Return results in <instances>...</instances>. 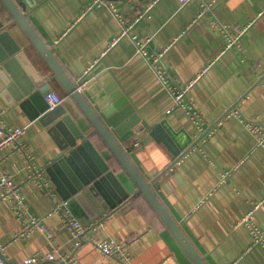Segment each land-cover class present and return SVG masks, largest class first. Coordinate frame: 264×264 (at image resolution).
<instances>
[{
  "label": "crops",
  "instance_id": "1",
  "mask_svg": "<svg viewBox=\"0 0 264 264\" xmlns=\"http://www.w3.org/2000/svg\"><path fill=\"white\" fill-rule=\"evenodd\" d=\"M109 1L116 11L107 0L100 5L94 0H31L34 6L27 16L72 77L97 63L103 66L93 77L98 79L94 94L101 103L117 104L126 98L134 106L141 118L138 125L144 127L142 146L132 148L133 135L121 140L123 146L141 174L154 180L153 190L207 263L264 264V247L253 243L249 229L241 223L258 204L254 218L264 230V147L257 145L258 137L246 124L252 119L264 125V0H190L185 4L181 0ZM204 4L211 8L203 11ZM9 17L0 1V19L8 21ZM125 26L127 33H123ZM223 26H228L234 37L245 28L239 46H227ZM12 32L23 41L26 56L14 66L22 85L28 80L24 82L21 69L30 77L34 70L52 74L21 28L16 25ZM134 36L151 38L148 48L152 52L167 48L163 61L173 80L181 84L195 80L188 98L202 113L204 132L176 106L148 59L137 52ZM48 85L62 96L79 130L94 142L129 194L120 193L124 199L118 203V196L110 190L115 185H104L117 204L104 213L99 212L106 207L98 205L102 196L97 199L88 192L71 195L77 199L68 209L92 227L76 246L61 212L49 214L59 201L66 200L63 194L70 192L69 183L83 181L86 170L101 160L87 147L49 171L58 158L70 154L67 136L54 123L41 120L42 114L31 117L35 109L21 106L17 100L20 85L10 87L0 71V122L26 126L22 139L29 144L34 163L44 168L53 192L29 178V161L21 151L11 145L0 150L2 167L22 185L32 215L44 216L53 234L48 237L36 228L24 238L17 237L22 222L11 203L2 199L0 189V251L5 260L24 264L29 256L54 251L57 260L74 256L77 264H123L95 244L113 239L126 243L132 264H195L147 196L137 193L130 174L59 78ZM88 97L100 110L94 96ZM232 109L239 113L226 117ZM210 127L168 168L191 139ZM226 172L230 174L225 176Z\"/></svg>",
  "mask_w": 264,
  "mask_h": 264
},
{
  "label": "water",
  "instance_id": "2",
  "mask_svg": "<svg viewBox=\"0 0 264 264\" xmlns=\"http://www.w3.org/2000/svg\"><path fill=\"white\" fill-rule=\"evenodd\" d=\"M0 1L5 5L10 15L8 21L0 19V71L4 74L5 82L12 88H17L18 83L20 85V91L17 90L19 91L17 94V100L21 101V106L28 105L30 108L35 109L31 117H38L42 114L40 115L41 120L45 121L47 124L54 123L56 128H61L65 136H67L69 145L72 148L69 155L58 158V161L49 166L48 170L50 171L51 169L56 168L60 163H63L66 160L65 158H72L79 151L84 152L87 147L93 149L101 160H95L91 168L86 170V176L83 177V181L69 183L70 192L67 194H63L59 187L60 192L68 200V207H72L75 199H77L70 198L71 195L76 196L78 194L76 196L78 197L82 194L79 192H88L92 194L94 193L96 198L98 195L104 198L103 202H99L98 205H104L106 208L102 209L106 210H102L99 213L111 211V207H114L117 204L112 202V199L104 190V185L108 186V182H112L115 185L113 188L110 187V190L113 194L118 196V203H121L124 199L120 196V193H126L128 195L129 192L126 191L124 184L116 175L115 170L112 169L105 158L101 156L94 142L90 140V137L79 130L75 119L68 111L67 107H65L63 103L56 104L54 108L49 106L45 96L52 91L48 84L51 80L56 79V77L59 78L65 89L68 90L69 95L84 113L86 119L90 124H93L95 132L98 133L102 141H104L112 151L113 155L121 163L126 173L130 174L137 187V193L147 196L177 240L182 243L194 263L208 264L201 253L197 251L192 241H190L183 230L182 225L177 223L168 208L165 207L158 197L156 191L153 190L152 183L154 180H148L143 174H141L140 170L123 146L122 141H126L128 137L134 134V127L137 126L141 120L140 116L136 113L134 106L129 103L126 98H120L117 101V104H109L108 102L101 103L102 100L94 94V87L99 88V83L98 79L93 77L100 73L103 66L100 63H97L90 67V69H85L82 73H78L75 76L76 78L72 77L59 60V57L54 53V49L46 43L38 31H36L32 22L29 21L27 12L34 6L31 0ZM27 1L29 2V5L27 4ZM16 25L21 28L25 37L29 39L39 55L43 57L52 73L50 75H43L39 71L37 72L34 70L35 72H30V74H32L30 77L21 69L26 78L24 82L26 83L28 80V83L25 86L22 85L23 82L21 83L19 80V78H21L20 74H18L19 72L17 73V70L14 68L18 59H25L26 57L24 46L22 44L23 41L19 40L12 32ZM29 63L30 69L33 70L31 62ZM80 86H82V89H80ZM88 95L94 96L93 98L100 107V110H98L93 104L92 99H90ZM117 106L119 109H116ZM211 128L212 127H210L205 133L201 134L197 139H191L190 143L184 147L183 152L177 154V160L170 164L168 168L176 163L181 155L194 147ZM78 139L84 140V142L79 143ZM0 254L2 255L1 251ZM6 263L10 264L7 261Z\"/></svg>",
  "mask_w": 264,
  "mask_h": 264
},
{
  "label": "built area",
  "instance_id": "3",
  "mask_svg": "<svg viewBox=\"0 0 264 264\" xmlns=\"http://www.w3.org/2000/svg\"><path fill=\"white\" fill-rule=\"evenodd\" d=\"M105 0H94L95 5H100ZM190 0H181L182 4L189 2ZM109 6L112 7L114 11H116L115 4L109 0H107ZM211 8V5H205L203 11H207ZM225 34L228 35V43L227 46L240 45V35L243 34L244 29L240 30V35L234 37L231 33L228 32V26H223ZM128 32V27L125 26L123 29V33ZM137 46V52L146 57L150 63V66L157 73L158 78H160L161 82L165 87L169 89L171 92L174 102L176 106L181 107L186 114L189 116L190 120L197 126V129L200 133L204 132V124L202 120V113L197 109L195 104L188 98V92L193 87L195 80L189 81L185 84L178 83L173 80L170 75L169 70L163 61V57L165 56V51L160 50L158 52H152L149 50L148 46L150 44L151 38L146 40H140L138 36H134ZM83 86V85H82ZM80 86V89H82ZM49 106L54 108L56 104L62 103L63 98L58 93L54 91H50L45 96ZM239 111L236 109L229 110L226 114V117L231 116L232 114H238ZM247 126L258 137V146L264 147V125L259 123L256 120L248 119L246 122ZM143 128L140 125L134 127L133 134V143L132 148H139L142 146V139L140 138L141 133L143 132ZM26 131V126H8L0 122V150L5 148L8 145L13 146L14 149L21 151L26 159L29 161V167L31 172L29 173V178L33 179L40 187L46 189L50 194H53L50 189V181L44 175V168H39L35 163L33 158L32 151L29 147V144L22 139L23 134ZM203 138V137H202ZM230 172H226L225 176H228ZM0 189L3 200H8L19 219L22 222L21 231L17 234V237H26L36 228L44 231L48 237H52V232L47 227L44 216H34L29 210V203L27 201V195L22 191V185L18 183L11 173L6 171L2 167V161L0 160ZM259 205L256 204L252 211L242 219L241 223L245 224L249 229L253 243L255 245H260L264 247V230L259 226L258 222H256L254 218L253 211ZM53 212H61L63 219L66 225L71 228L73 232L74 243L76 246L80 245L85 240L86 233L92 228L89 225H85L82 221L77 217H75L72 212L68 209V200L59 201L50 212L51 215ZM95 244L99 248L103 250L106 256L114 257L118 261L123 264H132L131 256L129 251L127 250L126 243L117 242L115 240H97ZM43 259H47L50 261V264H77V260L74 256L62 257L61 260H57L56 254L54 251H50L43 256L40 255H32L26 258L24 264H41L40 262ZM0 264H7L5 259L0 254ZM161 264V263H159Z\"/></svg>",
  "mask_w": 264,
  "mask_h": 264
},
{
  "label": "trees",
  "instance_id": "4",
  "mask_svg": "<svg viewBox=\"0 0 264 264\" xmlns=\"http://www.w3.org/2000/svg\"><path fill=\"white\" fill-rule=\"evenodd\" d=\"M134 141V140H133ZM133 143V142H132Z\"/></svg>",
  "mask_w": 264,
  "mask_h": 264
}]
</instances>
